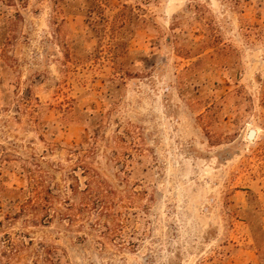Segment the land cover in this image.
Returning <instances> with one entry per match:
<instances>
[{"label": "rangeland", "instance_id": "rangeland-1", "mask_svg": "<svg viewBox=\"0 0 264 264\" xmlns=\"http://www.w3.org/2000/svg\"><path fill=\"white\" fill-rule=\"evenodd\" d=\"M0 264H264V0H0Z\"/></svg>", "mask_w": 264, "mask_h": 264}, {"label": "water", "instance_id": "water-1", "mask_svg": "<svg viewBox=\"0 0 264 264\" xmlns=\"http://www.w3.org/2000/svg\"><path fill=\"white\" fill-rule=\"evenodd\" d=\"M254 133H255V130L254 129H251L248 133V137H254Z\"/></svg>", "mask_w": 264, "mask_h": 264}, {"label": "bare ground", "instance_id": "bare-ground-1", "mask_svg": "<svg viewBox=\"0 0 264 264\" xmlns=\"http://www.w3.org/2000/svg\"><path fill=\"white\" fill-rule=\"evenodd\" d=\"M251 127H253V126H251ZM250 128V127H249ZM251 129V128H250ZM257 130H259V129H257ZM248 132V131H247ZM259 134V133H258ZM257 137V136H256Z\"/></svg>", "mask_w": 264, "mask_h": 264}]
</instances>
